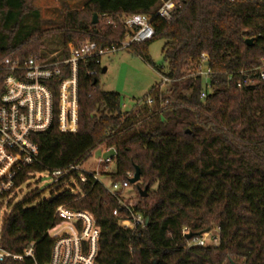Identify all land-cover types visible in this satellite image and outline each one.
Here are the masks:
<instances>
[{
  "label": "trees",
  "instance_id": "obj_1",
  "mask_svg": "<svg viewBox=\"0 0 264 264\" xmlns=\"http://www.w3.org/2000/svg\"><path fill=\"white\" fill-rule=\"evenodd\" d=\"M29 0H0V61L40 54L41 32L20 35L29 13ZM159 0H86L80 9L61 17L63 47L95 41L99 46L121 39L126 29L117 17L150 14L153 38L131 47L151 62L147 46L164 40L165 68L171 79L161 91L152 86L129 111L120 108V95L98 89L103 70L94 60L80 62L77 87V130L58 129V82L54 81V116L49 128L34 134L38 162L23 168L16 185L29 173L62 169L87 159L98 147L116 151L113 181L140 170L148 185L145 197L123 198L148 222L135 230L119 226L112 210L117 198L88 176L40 201L33 190L0 217V245L13 254L30 243L33 259L0 264H44L50 257L49 232L63 221L55 213L63 206L86 211L99 228L97 264H264V81L236 86L238 74L264 57V0H188L174 21L154 16ZM104 14L115 24L92 23ZM246 39H252L250 44ZM206 57L213 91L200 98L201 79L191 68ZM96 69L94 76L87 71ZM6 71L0 65V97ZM232 76L231 80L227 77ZM151 99L150 102L147 100ZM164 101H167L163 105ZM68 177H66L67 179ZM12 200L9 201V205ZM193 236L218 229L215 246H187L182 229Z\"/></svg>",
  "mask_w": 264,
  "mask_h": 264
},
{
  "label": "built area",
  "instance_id": "obj_2",
  "mask_svg": "<svg viewBox=\"0 0 264 264\" xmlns=\"http://www.w3.org/2000/svg\"><path fill=\"white\" fill-rule=\"evenodd\" d=\"M188 0H159L154 11V16L164 21L176 20L182 13ZM235 1V0H232ZM105 24L114 25L115 18L108 14L102 15ZM125 27V36L121 39L110 40L109 43L99 46L95 41L85 40L76 44L70 42L60 51H55L50 56L32 55L21 60L7 55L2 58L0 65L6 71L3 79L4 90L0 97V217L6 212L4 206H9V201L15 199L20 186L16 185L17 174L25 167L38 162V147L33 136L50 127L54 116V97L52 85L58 82V129L61 132L74 133L77 130V87L78 67L80 62L92 59L100 66L101 57L115 53L121 49H131L132 46L150 41L154 36V28L149 14H131L117 17ZM96 69L87 71V75L94 76ZM242 78L236 81V86L252 84L255 80L264 81V57L259 64L238 72ZM211 69L202 58L191 68L190 76L201 79L200 98H205L213 91L211 82ZM162 83L158 84L161 91L167 86L182 78L171 79L161 75ZM228 80L232 76L227 77ZM148 102L151 99L147 100ZM167 101H164L165 105ZM103 148V147H98ZM112 151L111 156L97 158L96 167H84L87 159L62 169H46L42 172H32L29 176L46 172L50 178L49 186L58 185L60 181L69 187L76 181L70 176L77 172V179L84 183L88 176L98 181L107 191L117 198V206L112 210V215L117 218L118 224L124 229L135 230L146 225L144 214L124 201L118 192L119 185L113 181L111 188L105 186L100 180L99 167L107 169L109 164L115 163L116 151L114 148H104ZM127 177L121 180L124 186L126 180L133 176L126 173ZM66 177H68L66 179ZM130 183V182H129ZM63 221L52 228L49 237L52 239L50 257L44 264H97L99 228L96 226L92 215L86 211H72L59 206L55 211ZM186 227L182 229V236L188 234ZM219 242L218 235L211 236L209 242L201 236H192L186 239L187 246H215ZM33 245L30 242L22 253L13 254L4 250L0 245V262L9 258L13 261L33 259ZM37 264V263H35Z\"/></svg>",
  "mask_w": 264,
  "mask_h": 264
},
{
  "label": "rangeland",
  "instance_id": "obj_3",
  "mask_svg": "<svg viewBox=\"0 0 264 264\" xmlns=\"http://www.w3.org/2000/svg\"><path fill=\"white\" fill-rule=\"evenodd\" d=\"M84 2L85 0H29L30 11L24 17L20 35L27 34L31 29L41 32L40 54L48 58L51 53L60 51L63 47V33L60 29L62 14L68 9H80L79 6ZM98 20L101 26L105 23L103 17H99ZM163 43L164 40L156 39L147 46L150 63L131 49H121L101 57L100 68H106V71H101L98 75V89L117 92L120 95V108L123 112L131 110L136 103L140 102L152 86L162 83L161 74L156 68H165L166 65L161 54ZM111 155V150L97 148L92 151L84 167L90 169L96 167L94 163L97 158ZM99 171L101 173L100 180L105 186L111 188L113 180L110 178V174L114 172V164H109L107 169L99 167ZM129 173L133 175L134 172ZM126 177L127 175L122 179ZM49 182L50 178L46 172L33 175L20 186L15 199L9 206H4L3 211L9 212L22 196L33 190H38L41 193L40 199L34 204L49 199L52 193H57L61 188L59 185L47 187ZM116 182L119 185L118 192L123 198L136 197L137 187L143 189L145 186L141 180L136 184H131L126 180L127 184L124 186L121 185V180ZM202 235L208 243L211 236L218 235V229L213 227Z\"/></svg>",
  "mask_w": 264,
  "mask_h": 264
},
{
  "label": "water",
  "instance_id": "obj_4",
  "mask_svg": "<svg viewBox=\"0 0 264 264\" xmlns=\"http://www.w3.org/2000/svg\"><path fill=\"white\" fill-rule=\"evenodd\" d=\"M97 20H98V19H97V15L94 14V15H93L92 23L97 22ZM251 42H252V39H246V40H245V43H247V44H250ZM103 71H104V70H103ZM139 180H140V170H139V168H138L137 166H135V167H134V173H133V176L129 179V182H130L131 184H136ZM147 189H148V185H145L143 189L137 187V190H138L140 196H142V197H145V196H146V194H147ZM145 222H146V223L148 222V219H147V218L145 219ZM201 235H202L201 233L198 234V236H201ZM192 236H193L192 233H188V234L185 235V238H186V239H189V238L192 237ZM151 264H156V261L154 260ZM231 264H235V263L231 262Z\"/></svg>",
  "mask_w": 264,
  "mask_h": 264
},
{
  "label": "crops",
  "instance_id": "obj_5",
  "mask_svg": "<svg viewBox=\"0 0 264 264\" xmlns=\"http://www.w3.org/2000/svg\"><path fill=\"white\" fill-rule=\"evenodd\" d=\"M86 1V0H85ZM84 3H81V5L79 6L80 8L82 7V5H83ZM104 70V71H103ZM103 72H105L106 71V68H103Z\"/></svg>",
  "mask_w": 264,
  "mask_h": 264
}]
</instances>
